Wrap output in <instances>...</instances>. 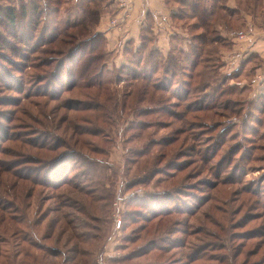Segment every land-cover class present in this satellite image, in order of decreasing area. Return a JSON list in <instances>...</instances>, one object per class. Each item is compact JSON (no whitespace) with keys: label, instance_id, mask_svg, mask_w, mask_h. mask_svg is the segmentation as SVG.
<instances>
[{"label":"rangeland","instance_id":"rangeland-1","mask_svg":"<svg viewBox=\"0 0 264 264\" xmlns=\"http://www.w3.org/2000/svg\"><path fill=\"white\" fill-rule=\"evenodd\" d=\"M40 2L42 17L23 10L29 0H0V264H264V103L247 110L229 76L235 35L247 15L264 26V0H207L204 28L182 14L145 43H124L131 28L105 33V89L63 55L96 28L90 14L73 27L80 0ZM201 32L223 74L207 57L186 96V45Z\"/></svg>","mask_w":264,"mask_h":264},{"label":"trees","instance_id":"trees-1","mask_svg":"<svg viewBox=\"0 0 264 264\" xmlns=\"http://www.w3.org/2000/svg\"><path fill=\"white\" fill-rule=\"evenodd\" d=\"M41 1V0H40ZM40 1H36V0H29V7L28 5L23 7V10L27 9L28 14H37V16L42 17L41 14H45V9H42V3ZM59 1V0H58ZM166 3L168 5H172V3H175L177 5L178 11L174 12L173 14H171L172 19H184L185 17L181 16L182 14H190L192 15V17L199 19L198 23L193 24V27H199V28H204L205 27V21H206V17L214 14V11L210 10L208 5L206 4L207 0H165ZM215 1V0H212ZM256 3H259L261 0H255ZM59 3V2H58ZM174 4V6H175ZM173 6V5H172ZM212 6V5H211ZM112 7V10H108L107 11V15L108 20L109 18L115 13L116 11V0L110 1L109 3L105 4L102 8V6H100L99 4L96 3V0H80V3L78 5V10H80L81 12H83L84 14L82 15H86V17L84 18V16H82V18H80L78 21L74 22V28L80 26L83 29L87 28L86 22L88 19H90L89 16H87V14H90L91 17L94 19V23L96 25L95 30H93L94 33L90 34V36H86L85 38L79 40L76 44H74L72 46V48L70 50H66V49H62L63 50V55H67L69 56L68 58H72L73 59V64H76V66H78V68H81V74L84 72V75L82 76L83 79H86L87 82V86L89 88L96 86L99 89H105V86L107 85V83H103L101 81V78H99V76H97L101 71V73H103L104 71V64L106 62L107 57L109 56L108 53L111 54L110 50H106V48L102 47L103 44V40H105L104 35L105 33L103 31L98 30V26L101 22L102 15L105 13V11L109 8ZM114 7V8H113ZM63 8V6H55L54 8V13L55 14H60L61 9ZM3 11V9H2ZM16 8L14 6L12 7H8L3 11V14L6 15V19L9 20L10 22H12L11 24L13 25L14 22L16 23ZM250 13H256V12H250ZM59 16V15H58ZM148 18V17H147ZM71 18H69L68 20H70ZM202 20V21H201ZM56 24L57 21L55 22ZM108 23V21H107ZM201 23V24H199ZM71 25V24H70ZM129 31V30H128ZM154 31H155V27H154V23L153 21L149 18L147 23L141 27V32H140V38H143L144 36L148 35H154ZM56 33V32H55ZM104 33V34H103ZM57 35V34H56ZM56 35L54 36L56 38ZM106 37V35H105ZM134 36H129L126 37L125 39V44L131 43L130 40L132 41V43H137L136 41V37L133 40ZM153 37V36H152ZM204 36L202 35V32L199 34H195L193 36V41L191 42L187 48V53L188 56L183 58L184 60L188 61L186 65V67L189 68L188 72L190 75L192 76H187L188 73L187 72H182L183 75L186 76V78H184V82L181 83L183 89H184V95H189L192 91L191 89V79L194 77L195 74H193V71H198V67L200 66V64L207 58L209 57L210 60L205 61V63L207 64L206 68H212L215 69L216 67L219 68L220 70V74L222 75L223 72L222 71V67L224 66V62H215V64L211 63V59H212V55H207L205 56V50L202 48V45L204 43H206V40L203 38ZM144 38L142 40V43L144 42ZM148 43L151 45L152 49L157 53H161L157 47H154V37L149 40L148 39ZM217 41V40H215ZM212 42V41H210ZM218 42V41H217ZM74 43V42H73ZM72 43V44H73ZM216 43V42H215ZM104 45V44H103ZM221 45H223V43H221ZM3 46V45H0ZM3 48V47H2ZM221 49V47H220ZM152 50V51H153ZM169 54H171L170 49L168 50ZM185 51V50H184ZM166 57L169 59V62L167 63V66H169L171 64L172 59H174V57H172L171 55H169ZM253 57L254 59H259L257 54H251L249 56V58ZM248 58V59H249ZM158 59H163V55H159L156 58V61ZM154 63H156L154 61ZM220 63V65H219ZM245 63V64H244ZM248 63V60L245 62V60L243 62H241L238 66V68H236L235 70H232V74L229 76H233V74L235 75V78H239V76L245 72V68H246V64ZM166 66V67H167ZM260 66V63L256 64L251 70L250 73L253 74L256 69ZM61 68L64 67V64L62 62ZM169 70H171V67H168ZM184 69V67H183ZM215 71V70H214ZM74 73V68H71L70 71L68 72V76H72ZM225 73V72H224ZM141 76V75H140ZM199 78L202 75H198ZM138 77V76H137ZM147 79V78H146ZM225 80H227V75L225 74L224 77V83ZM147 82L148 79L146 80ZM262 87L259 91V93H257V95L253 98H251L250 101H248V108L247 110L249 111H254L255 109H258V111H263V109L260 107V105L258 103H264V80L262 81ZM151 83V82H150ZM210 83L212 84V82L210 81ZM229 83V82H228ZM75 84V83H74ZM154 86L156 88L159 89H165L166 91L170 90L173 87V83H170L167 87H163V84L161 82L157 83H153ZM230 84V83H229ZM221 84L218 85V83L215 84L214 90H215V94L219 97L222 98L223 93L226 91L225 88H221L220 87ZM231 85V84H230ZM234 85V84H233ZM232 85V86H233ZM235 86L239 87V92L241 93H249L250 89L246 84H240L238 82H235ZM227 88V87H226ZM231 91H232V87ZM244 90V91H243ZM207 96H210V94H208ZM181 97L184 98V96L178 94L177 98L180 99ZM211 100V99H210ZM254 103V104H253ZM69 105L71 103H68ZM253 104V105H252ZM100 107V106H99ZM197 109V108H196ZM150 246H148L147 248H145L143 251H140V253H144V252H148L150 250ZM54 252L57 251L56 248L53 249ZM60 252V250H59ZM61 253V252H60Z\"/></svg>","mask_w":264,"mask_h":264},{"label":"crops","instance_id":"crops-1","mask_svg":"<svg viewBox=\"0 0 264 264\" xmlns=\"http://www.w3.org/2000/svg\"><path fill=\"white\" fill-rule=\"evenodd\" d=\"M147 1V20L150 18L154 24L156 19V14L158 12H161L162 14H165L169 17V21H171V14H173L177 7L171 6L166 3L165 0H146ZM142 1L137 0V11L139 9V5ZM236 2V0H235ZM107 14V13H106ZM137 15V12L135 13ZM243 14H251L248 12H245ZM257 14V13H253ZM135 15V16H136ZM109 17V16H108ZM167 22V23H168ZM103 25V27H102ZM102 25L98 26V30L103 31L106 33V36L109 37L110 33L113 35H123L124 31H114L109 30L107 32V25L106 23H102ZM247 28L244 31L237 32V35H235V69L238 68L239 64L245 60V62L248 60V63L246 64L245 72L242 73L239 78H235V82H238L240 84H246L249 87V97L253 98L259 93L263 80H260L258 76L260 74H264V26L258 25L257 23L253 22V18L251 15L246 16V24ZM156 26V25H155ZM132 32L131 36L137 38L140 36L141 27L135 22L132 21V24L130 26ZM129 37V36H128ZM126 38V37H125ZM165 41L163 39V35H160V38L158 39V43ZM163 45V44H161ZM115 48V47H113ZM231 52H234V47ZM257 54V56L260 59H263L262 64L256 69V71L251 74L250 70L256 65L253 63V57L249 58V55ZM249 58V59H248ZM245 64V63H244ZM244 74V75H243Z\"/></svg>","mask_w":264,"mask_h":264},{"label":"built area","instance_id":"built-area-1","mask_svg":"<svg viewBox=\"0 0 264 264\" xmlns=\"http://www.w3.org/2000/svg\"><path fill=\"white\" fill-rule=\"evenodd\" d=\"M137 11V0H116V11L108 20V27L116 31H128L132 21H135L139 26L146 24L147 20V1L141 0ZM137 12V15L135 14ZM136 15V16H135ZM155 25L158 28H165L169 17L161 12L156 14ZM260 80L264 78V74L258 76Z\"/></svg>","mask_w":264,"mask_h":264}]
</instances>
